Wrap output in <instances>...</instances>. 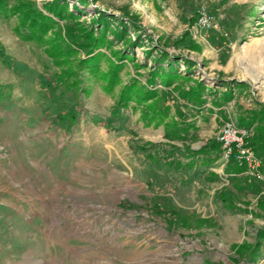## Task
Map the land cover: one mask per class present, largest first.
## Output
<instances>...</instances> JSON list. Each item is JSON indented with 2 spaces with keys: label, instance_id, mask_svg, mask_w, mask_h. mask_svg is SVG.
I'll list each match as a JSON object with an SVG mask.
<instances>
[{
  "label": "rangeland",
  "instance_id": "374dc122",
  "mask_svg": "<svg viewBox=\"0 0 264 264\" xmlns=\"http://www.w3.org/2000/svg\"><path fill=\"white\" fill-rule=\"evenodd\" d=\"M4 3L0 264H264V0ZM227 122L261 180L224 157Z\"/></svg>",
  "mask_w": 264,
  "mask_h": 264
},
{
  "label": "built area",
  "instance_id": "2783aa9c",
  "mask_svg": "<svg viewBox=\"0 0 264 264\" xmlns=\"http://www.w3.org/2000/svg\"><path fill=\"white\" fill-rule=\"evenodd\" d=\"M198 27L205 31L216 28L215 21L206 11L199 13ZM246 131L239 129L233 122L225 123L219 133L218 141L223 149L224 157L232 159L237 167L243 169V173L256 180L262 179L261 162L254 152L245 145Z\"/></svg>",
  "mask_w": 264,
  "mask_h": 264
},
{
  "label": "trees",
  "instance_id": "16d2710c",
  "mask_svg": "<svg viewBox=\"0 0 264 264\" xmlns=\"http://www.w3.org/2000/svg\"><path fill=\"white\" fill-rule=\"evenodd\" d=\"M24 8V12H20L22 13L23 15H25V18L23 17V19L21 20L20 22V26L17 27V31L18 33L20 34V36L23 38V39H27L28 38V33H23L21 31L22 27H25V28H30L32 29V33L33 35H35L38 39L41 38L43 36V34L46 33V31L48 30V27H46V22L49 20L47 17H44L42 16L41 13H39L38 11L36 10H31L30 8L29 9H25L24 6H17L16 9L21 11V9ZM6 12V4L4 3V0H0V14H3ZM6 14V13H5ZM25 19H29L31 22L28 23V22H25ZM39 19H41L39 21ZM102 20H105V17H102L101 18ZM34 27H37V28H34ZM86 38H91V43H94V40H93V36H92V33L89 32L88 34H86L85 36ZM121 39V36L119 37ZM37 39V40H38ZM163 57L164 54H163ZM3 54L0 52V59H3ZM151 76H156V72H152ZM59 80L61 79L60 76L57 77ZM153 80H150L149 82H151ZM170 83V79L167 81L164 82V84H169ZM202 85L199 83L195 88H192L191 90L189 91H186V92H183L181 94L182 98L187 100L189 103H192V104H197L200 103V105H202V103L204 102V98L202 97ZM2 94V89H0V96ZM155 94H146V93H142L141 95V99L143 101H146L148 98H153ZM251 124L254 123V120L251 119ZM182 132V130H181ZM180 132L178 131H174L173 134L174 137H177L175 139H180V136L182 135ZM229 162H231V164H233L235 166V170H238L240 172L243 171L242 168L240 167H237L233 160L230 159ZM259 236L264 239V232H260L259 233ZM257 246L259 247L260 246V241L256 244V248ZM255 250V249H254ZM251 262H255V259H251L250 260Z\"/></svg>",
  "mask_w": 264,
  "mask_h": 264
}]
</instances>
